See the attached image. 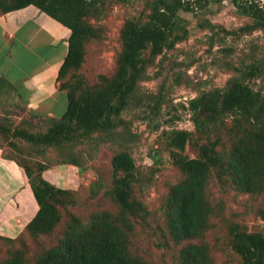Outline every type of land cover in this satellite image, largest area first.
Returning a JSON list of instances; mask_svg holds the SVG:
<instances>
[{
  "label": "trees",
  "instance_id": "obj_1",
  "mask_svg": "<svg viewBox=\"0 0 264 264\" xmlns=\"http://www.w3.org/2000/svg\"><path fill=\"white\" fill-rule=\"evenodd\" d=\"M110 1L125 4L133 0ZM229 1L238 14L249 18L234 33L264 31V7L258 0ZM106 2L0 0V16L35 6L71 31L57 77L66 97V109L60 115L44 118L48 127L42 131H36L34 120L43 115L19 122L13 116L14 110L0 116L3 157L22 169L37 204L36 213L18 236L0 233V244L7 247L0 255V264H152L131 247L135 223H147L151 211L135 195L141 182L129 145L135 137L130 128H125L128 126L123 114L137 106L150 107L152 102L153 110L162 109L166 101L164 88L147 94L141 91V84L153 78L150 69L154 66L160 68L156 76L162 74L166 52L188 38L180 12H194L223 0H147L143 16L128 18L121 28L114 73L100 74L91 84L77 71L85 61L87 44L104 37L105 29L92 20L101 17ZM207 26L213 32L217 27L211 22ZM183 64L176 62L174 67ZM263 73L264 58L256 57L234 67L224 87L202 89L189 100L195 132L203 139L196 142L197 156L185 153L194 131H166L171 157L183 175L170 187L163 203L166 232L179 246L177 264H215L206 235L215 227L214 217L222 210L224 200L213 202L212 184L225 194L264 193V93L249 83ZM183 75L186 71L178 73L176 81ZM163 84L165 87L164 79ZM8 86L12 85L8 82ZM90 143L108 144L115 149L112 185L105 191L115 209L96 210L84 218L71 209L77 204L78 189L62 188L51 181L48 175L52 168L44 157L54 149L59 165L67 164L80 172L85 160L80 148ZM33 156L42 159L31 161ZM259 214L264 219V208ZM57 232L55 244L39 252L30 251L27 236L42 243V237ZM227 232L228 246L239 258L237 264H264V234L251 232L236 220L228 223Z\"/></svg>",
  "mask_w": 264,
  "mask_h": 264
},
{
  "label": "rangeland",
  "instance_id": "obj_2",
  "mask_svg": "<svg viewBox=\"0 0 264 264\" xmlns=\"http://www.w3.org/2000/svg\"><path fill=\"white\" fill-rule=\"evenodd\" d=\"M258 1L264 7V0ZM146 3L147 0H133L125 4L107 0L101 17L92 20L95 25L105 29V34L103 39L93 40L87 44L85 61L77 71L89 83H96L100 74L111 76L114 73L116 57L121 48V28L128 18L142 17ZM180 15L189 31L188 38L180 42L176 49L166 52L161 62L162 74L157 77L160 68L154 66L150 69L153 78L141 84V91L147 94H154L160 88H164L166 101L162 109L153 110L152 102L150 107L137 106L123 114L128 126L125 128H130L135 137L129 144L141 180L136 187L135 195L142 199L151 211L147 223H135L131 247L134 252L152 264H177L178 261L179 246L170 241L166 232L163 203L170 187L183 175L171 157L166 131L172 128L194 131V137L187 144L185 153L191 157L197 156L196 142H203V139L195 132L188 109L189 100L197 96L202 89L224 87L232 76L234 67L249 63L256 57L264 58V31L234 33L247 23L249 18L238 14L229 0L211 3L210 6L194 12L181 11ZM209 22L217 25L214 32L207 26ZM7 29L16 33L13 39L10 36L4 39L1 37L0 26V74H6L15 80L48 74L52 70V63L46 61L56 52L59 58L64 56L71 32L69 28L34 6L10 14ZM56 39L61 41L58 48L54 43ZM159 59L161 60V56L157 61H160ZM176 62L184 64L174 67ZM185 63L191 65L186 67ZM179 71L182 74L186 71L187 75H183L177 82ZM163 79L166 81L165 87ZM249 83L264 93V73L249 80ZM2 92L11 93L12 90L5 87L2 88ZM62 95L57 115L66 109V97L63 92ZM46 104L49 106L52 103ZM6 110L16 112L13 115L16 122L21 121V117L27 119L31 117L29 113H20V109L8 107H0V116ZM48 111L49 109L43 108L42 119L32 118L36 123V131L47 129L48 122L44 118L47 119ZM5 143H8V140ZM80 149L85 157L84 167L80 172H76L71 166L59 165L57 151L50 149L44 157L52 168L48 177L55 182L68 180L72 188L78 189L77 204L71 207L78 215L86 218L96 210H114L115 203L105 191L112 185L111 159L115 149L108 144L94 143ZM33 157L35 158L30 157L31 161L42 159ZM92 189L96 193H93ZM211 193L215 204L224 200V205L215 215V227L208 231L206 240L211 246L215 264H237L239 258L228 246L230 236L227 225L230 221L236 220L243 223L249 231L264 234V219L259 214L260 209L264 208V193L251 195L231 191L225 194L214 184L211 185ZM57 235L58 232L42 237V243L35 242L27 236L30 251L35 253L52 246L56 243ZM6 248L5 244H0L2 250L0 255H4Z\"/></svg>",
  "mask_w": 264,
  "mask_h": 264
},
{
  "label": "crops",
  "instance_id": "obj_3",
  "mask_svg": "<svg viewBox=\"0 0 264 264\" xmlns=\"http://www.w3.org/2000/svg\"><path fill=\"white\" fill-rule=\"evenodd\" d=\"M14 12L0 16L1 37L3 38L10 36L13 39L15 36L16 32H10L7 29L8 16ZM8 41L9 39H7ZM54 43L58 48L61 41L56 39ZM67 51L68 46L62 58H59L57 52L48 58L46 63H52V70L48 74L28 76L22 80H15L6 74H0V79H4L0 82V107L20 109V113H29L30 116L35 117L42 116L43 108H47L49 109L48 115H55L63 98L57 77ZM8 82L12 85L11 87L8 86ZM5 87H9L12 92L4 94L2 88ZM47 102L52 104L48 106ZM55 184L62 188H71L68 180L58 181ZM36 210L37 204L22 169L15 161L5 159L3 149L0 148V233L9 237L18 236L23 231L25 224L34 216Z\"/></svg>",
  "mask_w": 264,
  "mask_h": 264
}]
</instances>
